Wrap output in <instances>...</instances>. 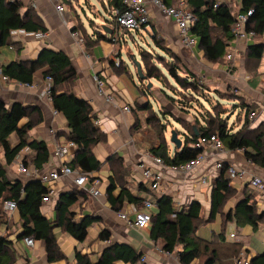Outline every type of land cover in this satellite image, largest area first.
Wrapping results in <instances>:
<instances>
[{
	"label": "trees",
	"instance_id": "16d2710c",
	"mask_svg": "<svg viewBox=\"0 0 264 264\" xmlns=\"http://www.w3.org/2000/svg\"><path fill=\"white\" fill-rule=\"evenodd\" d=\"M64 3L71 0H63ZM124 0H108L111 20H106L107 27L112 30L111 37H107L100 27L96 33L88 34L83 22H77L73 33H78L86 51L93 48L98 42L109 41L116 33L115 12L124 10ZM171 6L173 0H162ZM106 3V2H105ZM187 9L194 15L196 21L191 30L192 36L198 41V48L204 53L208 62L216 63L220 60L226 62L228 50L234 41L232 32L234 26L233 11L247 13L253 10L248 31L255 33L253 44L246 47L244 52V67L250 75L255 72L264 57V43L259 42L264 36V0H240L237 8L220 5L214 8L212 0H185ZM23 4L18 1L0 0V50L4 47H12L19 54L21 48L14 43L11 32L22 30L28 34L46 33L48 31L42 19L33 8L22 11ZM78 21V20H77ZM113 43V42H112ZM145 49L140 52L141 72L144 81L139 91L141 96L147 99L145 106L136 104V109L148 113L146 124L152 129L159 130L157 145L150 148V153L160 157L169 166H179L197 158L203 149L194 148V145L202 137L217 136L225 150L230 152L241 151L247 162L264 169V126L255 130L249 129V116L252 107L243 104L245 124L241 129L234 132L229 120L224 119L220 106L229 101V95L223 96L222 91H212L203 83L202 78L194 73L189 67H183L185 77L180 75L181 68L172 65L168 68L169 76L176 82L180 92L187 91L193 99L185 94L183 99L173 100V106L182 114L191 116L193 124L187 125L181 118L176 123L181 127L174 129L183 140L181 150H173L168 146L166 129L159 125L162 121L159 114L152 108L150 102V89L145 82L161 80L156 68L150 66L145 56ZM120 58V54L117 55ZM113 67L117 72L128 71L122 61L119 67ZM235 69V68H234ZM43 79H53L52 97L53 108L57 110L67 121L70 129L68 141L77 146L74 159L66 165L81 174H90L101 169L102 163L97 160L93 150L99 144L107 142V135L94 124L95 116L87 101L78 99L73 93L74 83L78 79L77 72L70 58L63 52H55L45 49L35 61H15L1 66V73L11 81L22 85H33L35 75L42 71ZM138 75V72H137ZM139 77V75H138ZM202 94V95H201ZM203 94H206V100ZM224 94V93H223ZM171 98V99H175ZM205 105L211 106L206 107ZM199 106V107H198ZM211 108V109H210ZM165 119H166V114ZM27 119V123L20 127V122ZM186 120V119H185ZM43 123V114L38 107H25L20 103H14L8 107L0 100V205L4 206L7 201H13L17 205L20 214L23 232L20 239L32 238L45 244L49 263H55L65 259L54 229L61 231L78 242H84L88 237V229L101 220L99 218L83 217L76 220V213L72 211L80 198L87 199L88 193L82 190H72L63 193L56 198L53 221L48 220L42 214L43 197L49 193V189L40 181L29 180L10 181L7 177L6 166H11L20 157L21 153L29 149L34 155L25 156L22 163L31 168L41 170L50 160V152L45 142L31 140L29 133ZM16 136L18 143L12 146L10 138ZM59 136V135H58ZM107 163L112 172L109 178L110 187L107 192L108 202L115 212H119L124 203L139 206L143 204L151 194V190L145 183L138 187L139 191L146 193L147 197L133 194L127 186V178L130 172L124 166V160L118 155H112ZM95 178H90L93 182ZM231 180L226 177V169L213 180L211 194V209L207 222H212L217 215L224 214V208L228 200L235 196V190L231 186ZM120 187V194L115 197L113 192ZM54 198V199H55ZM157 212H152L150 225V239L160 243L163 252L168 254L177 253L179 264H233L234 259L242 251L240 242L224 245L227 241L224 235L225 226L233 223L236 227H251L253 233L264 227V211H259L253 193L246 187L244 197L239 200L233 211L225 214L222 220V232L207 240L199 235V225L202 222L203 206L199 202L177 209L174 200L169 195L156 196ZM175 217V218H174ZM206 220L204 221V224ZM2 221L0 219V226ZM147 230V229H146ZM98 240L111 241V234L102 230ZM181 247V251L177 249ZM16 251L7 237L0 234V264H15ZM144 254L136 252L126 244L111 243L104 250L97 263H92L90 258L76 253L77 264H146L142 261ZM232 260V261H231ZM231 261V262H230ZM251 264H264V254H259L251 259Z\"/></svg>",
	"mask_w": 264,
	"mask_h": 264
},
{
	"label": "crops",
	"instance_id": "0c3cea01",
	"mask_svg": "<svg viewBox=\"0 0 264 264\" xmlns=\"http://www.w3.org/2000/svg\"><path fill=\"white\" fill-rule=\"evenodd\" d=\"M18 1L23 4V12L29 7L33 8L36 11V14L44 22L48 31L45 33L46 38L44 40H39L35 34L18 32V38L13 41L20 46L21 51L18 54L12 47L2 48L0 50V69L2 65H7L19 60L35 61L45 49L65 53L70 58L78 75V79L73 86V93L78 99L89 103L92 108V113L95 116V121L99 122L96 126L107 135V142L97 145L93 150L97 160L102 163V167L99 171L91 173V176L93 178H98L102 182L100 187L102 196L96 199L88 194L87 199L80 198L78 203L72 207V211L76 213V220L88 216L99 218L101 220L98 223H94L88 229V236L91 228L94 229L95 234L93 240L86 239L84 242L80 243L69 235L63 233L61 229L55 228L54 234L65 259L55 263H49L44 242L35 241L34 246L30 247L26 244L25 239H20L23 232V226L18 210L7 212L4 209V206L0 205V219L2 221L0 234L7 237L13 244V248L17 255L15 264H77V252L82 256L90 258L92 263H97L104 250L111 243L126 244L131 246L136 252L143 253V259H145L143 262L146 264H179L178 257H176L177 253L168 254L163 252L160 246L161 244L155 243L150 239V227L143 231L129 229L124 222L118 218L119 212H128L132 219L134 210L139 209L142 204L135 206L133 204L124 203L122 209L119 212H115L107 199V192L110 187L109 178L112 175L107 160L112 155L120 156L124 160L125 168L130 172V176L126 181L129 190L135 195L147 197L146 193H143L138 189L139 185L143 182L141 180V175L137 170V164L147 161L146 154L150 153L149 149L151 148L140 141L139 138L143 135L146 129L151 130L152 128L146 124L148 113L136 109V104L141 105L142 107L145 106L147 99L144 96H141L139 91V88L142 86L141 81L140 84L135 85V87L130 85L121 76L124 75V73L120 74V72H117L113 67L112 61L114 56L120 54L122 45L128 46V39L135 42L136 37H139L141 40L145 41L146 37L151 33L150 26L147 29H142L135 33L120 31L119 42L115 43L114 47L104 45V42L101 41L93 48L86 51L84 45L79 41V38L73 35V29L76 24L75 20L66 13L67 10L64 14H59L51 0ZM174 1L175 0H173V2ZM239 1L240 0H238V2ZM103 20V24L107 25V19L103 17ZM158 22H161L164 28L177 30L175 24L170 19L163 17L159 12L153 10L152 24L157 27L158 32H161L163 27L156 25ZM100 27L102 28V26ZM86 31L88 34H91L87 29ZM106 36L110 37V35ZM259 42L264 43V38L262 37ZM250 44H253V42ZM245 50L246 47L243 46L240 55L236 56L235 62L232 66L228 65V63L225 62V59L216 63H211L205 59L204 53L198 48L197 41V47L192 50L189 49L190 55L187 58L191 62L192 68L190 67V69H193L192 71L199 75L202 78L203 83L211 88L212 91H223L232 86V88L238 92L242 104L239 107L240 110L238 109L234 114L236 116L235 124H237V126L233 127L234 124L230 125L234 129V132L241 129L245 124L244 114L241 112L243 104L251 106L253 108L251 113H256V117L253 119H250L249 116V129L255 130L261 125L264 126V78H253L254 74L257 75L259 73L262 60L260 61L258 69L250 75L244 67L243 55ZM238 58L240 60H238ZM121 61L123 60L121 59ZM237 62L241 63L240 67L237 66ZM232 68L235 69L231 70ZM42 72L43 70L36 73L34 83L31 87L18 84L14 81H3L0 76V100H2L8 107L14 103H20L25 107H38L40 109L43 114V123L36 129L32 130L29 135L31 140L43 141L46 143L50 152V160L48 164L45 165V168L55 170L59 168V164L54 157L56 144H66L71 131L66 119L61 114L55 117L52 113L53 106L42 96L44 84ZM97 76L103 80L105 91L108 94L110 93L113 95L115 99L114 103L107 102L105 97L98 93L96 85ZM146 83L147 82L144 84ZM158 102L161 104L163 103L161 101ZM238 103L239 101L235 100L232 102V105L238 106ZM125 105L132 107L130 113L123 111L122 107ZM162 105L166 106L164 103ZM143 113L146 115L141 116ZM166 120H168L167 115ZM26 123L27 119L22 120L20 122V127H23ZM10 143L12 146H15L18 143L16 136L10 138ZM144 146H148V149ZM172 147L174 146L172 145ZM171 151L173 152L172 149ZM76 152L77 148L70 152L67 161L65 162L66 164L74 159ZM207 153L208 157L204 165L185 178L172 172H167L165 174V182L161 189L159 191H153L150 189L151 194L148 195L147 200L153 201L156 200V196L169 195L173 198L177 209H182L196 201L203 206V209H209L210 212L212 184L211 186H203L197 182L198 179L204 175L211 177L213 182L222 171L217 172L215 168L217 158H214L210 151ZM28 155H34V153L31 150L26 149L21 153L20 157L13 165L6 166L7 177L10 181H39L38 179H32L17 173L18 164ZM218 159H221L227 164L233 163L239 167H246L252 174L264 177V169L253 164L248 166L247 161L243 157V152L241 151L230 152L225 150L224 153L218 155ZM231 186L236 193L235 196L231 198V201L227 203V206L223 211L224 213L228 214L235 209L236 204L244 197L246 187H248L250 193L254 194L259 211H264V196H256V192L254 193L249 188L247 181L235 180L231 182ZM147 187L149 186L147 185ZM76 189L80 190L73 184V178H61L55 184V196L58 199V196L61 194ZM120 192V187H117L113 194L117 197ZM54 198L52 203L43 204L42 206V214L50 221H53L56 217L54 211L56 198ZM231 202H233V205L228 206ZM152 212H157V207L154 208ZM207 219H209V214ZM207 219L206 223L201 226L202 228L210 223L207 222ZM216 219L222 222L221 215H217ZM244 228L247 234L253 232L251 227L247 226ZM102 230L110 232V242L98 240V236ZM239 242L242 244V251H244L250 259L255 258L259 254H264V252L252 251L243 241ZM229 244L230 243L226 242L224 245L226 246ZM178 251H181V247L177 249V252ZM117 264L124 263L118 262ZM194 264L198 263L196 262Z\"/></svg>",
	"mask_w": 264,
	"mask_h": 264
},
{
	"label": "built area",
	"instance_id": "2783aa9c",
	"mask_svg": "<svg viewBox=\"0 0 264 264\" xmlns=\"http://www.w3.org/2000/svg\"><path fill=\"white\" fill-rule=\"evenodd\" d=\"M15 1V0H12ZM55 5L56 11L59 14H64L66 8L63 0H51ZM214 8L220 5H226L231 8L238 7V0H212ZM124 10L122 12L116 11L114 14L116 16V33L112 38V42H119V32L135 33L142 29H147L153 22V10L159 12L162 16L170 19L176 26L179 36L183 45L187 49H194L197 46V39L192 36L191 30L195 24L194 15L187 9L185 0H175L171 6L166 5L162 0H124L123 1ZM253 15V10H249L247 13H239L238 11H233V16L235 19L232 32L234 34V41L228 50L226 57V62L228 65L234 64L237 55H240L242 47H247L248 44L252 43L255 39V33L253 31L247 30V25L251 16ZM18 32L26 34L22 30H15L11 32V37L13 40L18 38ZM39 40H44L46 38L45 33L35 34ZM73 35L79 38L81 43L82 40L78 33H73ZM111 37V35H110ZM113 61L116 67L121 65V58L114 56ZM0 76L3 81H11L7 76H3L0 69ZM96 85L98 93L104 96L106 101L109 103H114L115 99L112 94H108L104 89L103 80L97 76ZM31 87L30 85H25ZM52 87L53 79L48 77L44 79L42 96L53 106L52 97ZM123 111L130 113L132 107L125 105L122 107ZM52 113L55 117L59 116L60 113L53 108ZM256 117V113L252 112L250 114V119ZM95 125H98V121H94ZM77 148L76 144L72 141H68L66 144H56V149L54 152V157L59 164V168L51 170L43 167V169H31L20 162L17 166V173L22 176H27L32 179H38L42 184L47 186L49 193L43 197V204L52 203L55 197L56 190L55 184L61 178H73V184L80 190H84L93 198H100L102 192L100 190L101 181L95 178L93 182L90 178H93L90 174H81L77 171H72L67 165V157L72 150ZM194 148L203 149V152L197 156L196 159L189 161L185 164L179 166H169L160 157L154 156L151 153L146 154L147 161L140 162L137 164V170L141 175V180L143 183L148 185L151 190L159 191L165 182V174L167 172H172L176 175L187 177L189 174L197 170L199 167L203 166L208 157V151H210L214 158H217L215 163V168L217 172H221L226 169V177L231 180H241L247 181L249 188L262 196H264V177L260 175L252 174L248 168L239 167L236 164L225 163L221 159H218V155L225 152L224 145L220 139L213 135L211 137H202L194 145ZM251 162H247V165H251ZM198 184L203 186H211L212 178L204 175L198 179ZM157 207L155 200H146L139 209L134 210L133 218L131 219L128 212H119L118 218L124 222L127 228L143 231L150 227L152 221V210ZM4 209L7 212H13L17 210V205L13 201H7L4 204ZM175 218V217H174ZM231 238H235L231 235ZM25 242L28 246H34V240L32 238H26ZM142 261H145L143 259ZM234 264H251V259L246 255L244 251H241L239 256L235 258Z\"/></svg>",
	"mask_w": 264,
	"mask_h": 264
},
{
	"label": "rangeland",
	"instance_id": "374dc122",
	"mask_svg": "<svg viewBox=\"0 0 264 264\" xmlns=\"http://www.w3.org/2000/svg\"><path fill=\"white\" fill-rule=\"evenodd\" d=\"M107 4L108 0H71V2L66 1L64 3L65 8L67 10L66 13H68L69 16L75 20V24H77V22L80 24L79 20L81 19L80 21L83 22L84 26L91 34L93 32L96 33L100 30L99 25H104L103 17L107 20H110V9ZM156 25H160L163 27V24L161 22L156 23ZM150 30L151 33L148 37H146L145 41L141 40L139 37H136L135 42L128 39V46L122 45V49L120 51L121 59L128 66V71L124 72V75L121 76L133 87H135V85L140 84V80L137 75L136 63H141L140 52L142 51V49H145V56L150 66L156 68L159 72V75H162L163 77L161 80L153 79L146 83V85L148 86L150 84L152 85V88L150 89V93L152 96L149 100L152 104L153 110L157 112L161 117L162 121L159 123V125L162 124L161 126L166 129V138L168 141V146L169 148L174 150V147H172V144L170 143V132L174 129V127L181 130V127L176 123V119L181 118L183 120L184 118L186 127L187 125L191 126L193 124V119L191 116L182 114L173 106V100H181L185 97V94H187L188 96L189 93L187 91H182V93L180 92L179 87L176 85V82L169 76L168 68L172 65L179 66L181 68L180 75L182 77H185V73L182 68L184 66L192 68L191 62L187 59L190 55V51L189 49H186L183 46V43L179 34L177 33V30L163 27L161 32H158L157 27L152 23L150 25ZM102 42H104V45H110L112 47L115 46L114 43H110L107 41ZM238 60L240 59L238 58ZM237 66L240 67L241 63L237 62ZM233 69L234 68H232L231 70ZM253 78H264V57L261 61L259 73L257 75L254 74ZM222 92L224 93H222L223 96L226 97L229 95L228 97L230 99L229 101H227V103H224L222 106H220L219 111L223 112V118L228 119L230 125L234 124L233 127H236V116L234 114L241 106L242 101L238 96V92L234 88H232V86L226 88ZM206 96V94H203L202 97H204V99L206 100ZM175 97H177V99ZM189 99H193V97L189 95L186 100ZM235 100L239 101L238 106L232 105V102H234ZM158 101L163 102L164 104H166V106H163V103L161 104ZM205 106L211 107L208 105ZM164 114L167 115L168 120L164 118ZM143 115L146 114L143 113L141 116ZM158 131L159 130L156 129H146L139 139L143 143L147 144L149 147L156 146L158 142L156 134L158 133ZM148 146L144 147L148 149ZM255 194L256 196H260V194ZM229 201H231V199L228 200V203ZM231 205H233V202H231L228 206ZM208 214L209 209H203V219L202 222L199 224L200 226L204 225V221L207 219ZM225 214L226 213L222 214V220L225 219ZM222 230V222L216 219L207 224L206 227L199 228L198 233H200L199 235H202L203 238L211 240L214 236H218L222 232ZM245 231V228L236 227L235 224L228 223L225 226L224 230L226 241L230 243L243 241L252 251L264 252V227L260 228L259 231L256 233L250 232L247 234ZM94 234V229L91 228L87 240H93ZM231 234H234L235 238H231ZM176 257H178V255ZM198 264L202 263L199 262Z\"/></svg>",
	"mask_w": 264,
	"mask_h": 264
},
{
	"label": "water",
	"instance_id": "95a60500",
	"mask_svg": "<svg viewBox=\"0 0 264 264\" xmlns=\"http://www.w3.org/2000/svg\"><path fill=\"white\" fill-rule=\"evenodd\" d=\"M102 31L105 35H112V30L109 29L105 24L102 26ZM136 64H137V72L139 78L141 81H144V77L142 76V72H141V64L140 63H136ZM149 88H151V85L149 86ZM170 143L175 147L177 151L181 150L183 146V140L178 135L175 129L171 130L170 132Z\"/></svg>",
	"mask_w": 264,
	"mask_h": 264
}]
</instances>
